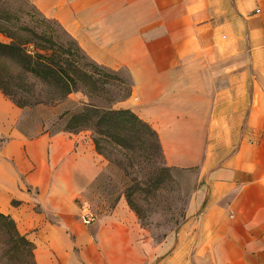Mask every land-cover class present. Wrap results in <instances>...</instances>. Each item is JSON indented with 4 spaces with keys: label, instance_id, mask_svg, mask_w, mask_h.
Listing matches in <instances>:
<instances>
[{
    "label": "crops",
    "instance_id": "crops-1",
    "mask_svg": "<svg viewBox=\"0 0 264 264\" xmlns=\"http://www.w3.org/2000/svg\"><path fill=\"white\" fill-rule=\"evenodd\" d=\"M27 1L123 75L115 108L156 133L167 166L198 178L186 220L160 242L120 199L80 223L74 199L103 169L89 139L25 138L0 95V212L33 264H264V0Z\"/></svg>",
    "mask_w": 264,
    "mask_h": 264
},
{
    "label": "rangeland",
    "instance_id": "rangeland-1",
    "mask_svg": "<svg viewBox=\"0 0 264 264\" xmlns=\"http://www.w3.org/2000/svg\"><path fill=\"white\" fill-rule=\"evenodd\" d=\"M9 8L13 15L9 24L4 26H26L36 32L45 31L55 41L75 50L71 37L63 29L51 21H43L36 11L31 10L32 18L24 14L29 6L25 0H9ZM7 38L1 42H7ZM78 70L75 74L76 90L69 93L62 102L54 105H39L19 108L1 92L4 102L11 110H17L14 127L27 137L39 133H52L67 130V120L60 116L66 109L79 111L86 105L100 109H117L115 106L127 96V80L119 72L101 66L93 67L90 60L81 52H77ZM20 75V72L16 73ZM5 110L4 105L1 108ZM1 128V120H0ZM19 131V130H18ZM63 133H70L61 131ZM117 141L97 135L91 128H85L70 134L82 133L93 146L92 139L98 141V150L93 146L103 162L99 174L75 197V206L80 201L89 204L94 217L101 219L112 214L120 199L126 212L133 215L138 226L144 230L146 238L152 243L162 241L175 233L186 220L188 201L198 182L196 170H179L167 166L162 154L154 144L152 135H130L124 129L114 131ZM7 136L0 134V143ZM152 143L153 147H149ZM27 191L29 188L25 187ZM75 218L78 209L75 208ZM95 220V219H94ZM81 223V222H80ZM0 264H11L2 259Z\"/></svg>",
    "mask_w": 264,
    "mask_h": 264
},
{
    "label": "trees",
    "instance_id": "trees-1",
    "mask_svg": "<svg viewBox=\"0 0 264 264\" xmlns=\"http://www.w3.org/2000/svg\"><path fill=\"white\" fill-rule=\"evenodd\" d=\"M8 1L0 0V33L8 40L0 41V92L19 108L62 102L69 93L76 90V57L81 50L73 41L76 48L70 51L68 46L55 41L45 31L36 32L26 26L1 24V21L9 24L13 16L9 8H2L3 5L9 6ZM25 2L29 6L24 11L26 16L32 18L33 10L43 21H51L60 27L55 21L43 17L27 0ZM90 62L93 67L97 66ZM18 72L20 75L16 74ZM58 117L67 120V130L53 133H71L91 128L97 135L117 141L114 131L124 129L131 136L140 134L143 143L146 139L144 135H152L160 151L156 133L128 109H100L86 105L79 111L66 109ZM92 142L98 150L97 139L93 138ZM148 145L153 147L152 143ZM32 250V243L18 232L11 217L0 212V261L5 259L11 264H33Z\"/></svg>",
    "mask_w": 264,
    "mask_h": 264
},
{
    "label": "built area",
    "instance_id": "built-area-1",
    "mask_svg": "<svg viewBox=\"0 0 264 264\" xmlns=\"http://www.w3.org/2000/svg\"><path fill=\"white\" fill-rule=\"evenodd\" d=\"M78 217L80 221L88 225L92 223L95 219L94 213L91 211L89 204L85 201H80L78 205Z\"/></svg>",
    "mask_w": 264,
    "mask_h": 264
}]
</instances>
